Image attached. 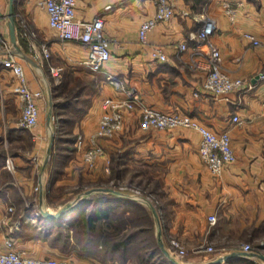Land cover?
<instances>
[{
	"label": "crops",
	"instance_id": "1",
	"mask_svg": "<svg viewBox=\"0 0 264 264\" xmlns=\"http://www.w3.org/2000/svg\"><path fill=\"white\" fill-rule=\"evenodd\" d=\"M10 1L0 0V26L11 41ZM240 1L238 17L231 21L220 8L221 0H171L173 16L158 22L148 41L141 43L138 26L154 14V0H76L77 16L101 14L104 33L110 38L111 57L103 71L93 72L78 64L85 46L55 35L37 0H12L13 50L21 54L19 60L29 87L40 90L41 96L36 100L39 115L33 130L23 128L0 135V160L10 159L13 176V180L0 181V247L10 237L17 248L30 255L66 256L71 264H142L135 250L100 256L78 246L63 250L43 237L44 222L55 219L46 217L44 211L55 213L68 206L63 214L67 215L82 201L83 194L97 192L94 178L107 177L110 162L117 157L118 170H123L127 158L148 166L160 177L164 202L158 231L164 253L184 264H204L227 254L231 255L218 264H264L254 254L257 248L264 251V78L259 77L264 71V0ZM108 3L112 6L106 9ZM204 18L216 24L210 38L221 52L222 67L243 80L239 89L214 95L202 85L207 73L205 57L197 56V67L189 64L198 45L192 33ZM246 31L260 43L253 45L243 36ZM183 40L188 48L180 51L178 43ZM155 44L164 48L166 60L151 57ZM41 45L48 47L49 57H40ZM49 65L62 67L58 77ZM107 74L121 77L147 105L188 115L216 133L229 130L234 161L220 174H213L200 158L201 134L197 130L183 126L143 130L139 127L140 110L135 107L125 110L123 126L113 137L100 138L103 155L96 165L82 169L83 149L76 147V135L93 132L102 100L118 94L107 81ZM13 83L12 73L0 64V102L6 100L9 107L14 100L20 113ZM54 112L59 113L63 132L71 137L51 132L50 115ZM234 114L240 123L233 122ZM10 128L16 127L11 124ZM82 178L90 183L77 190ZM73 189L74 196L70 194ZM211 213L217 217L212 225L208 221ZM169 236L183 243L188 250L186 259L169 253ZM203 239L217 251L196 250ZM246 240L257 248L248 253L236 249L240 244H234Z\"/></svg>",
	"mask_w": 264,
	"mask_h": 264
},
{
	"label": "built area",
	"instance_id": "2",
	"mask_svg": "<svg viewBox=\"0 0 264 264\" xmlns=\"http://www.w3.org/2000/svg\"><path fill=\"white\" fill-rule=\"evenodd\" d=\"M155 11L150 17L143 19L138 26V40L141 43L148 41L149 33L158 22L169 20L174 13L171 0H154ZM240 0H221L220 8L227 17L234 21L238 17ZM37 6L45 15L48 26L54 34L61 39L79 41L85 46V54L79 59L78 64L87 67L93 72L103 71L106 62L111 57L109 47L110 38L104 33V18L101 14L89 18L78 17L76 14V0H37ZM112 4H106L108 9ZM187 14V12H183ZM3 13L0 10V19ZM214 20L204 18L200 20L192 36L197 39L195 46L189 57V64L192 67L200 65L197 59L202 55L206 59L207 73L202 82L203 87L214 95H221L231 90L239 89L243 85L240 77L232 76L221 65V52L217 45L211 40V35L215 31ZM253 45L260 43V40L250 32H243ZM180 51L188 48L186 41L178 43ZM50 52L46 45H41L40 57H49ZM150 55L154 59L164 61L167 54L161 45L151 46ZM0 64L8 69L14 78L12 86L13 92L18 96L21 106V115L17 126L33 130L38 123L39 109L37 98L41 96L40 90L29 87L27 76L18 54L13 50L11 41L5 36L0 26ZM51 72L58 77L62 67L49 65ZM259 77L264 78V71L259 73ZM106 79L117 95L107 96L102 100L101 112L98 116L95 130L87 135L78 133L75 139L77 148L83 149V161L90 169L93 168L99 157L103 155V146L100 138L113 137L123 126L125 110L138 107L140 110L139 127L143 130L152 128H172L190 127L201 134L198 145V152L201 160L213 174H220L222 170L235 159L233 148L230 142L229 130L216 133L208 126L198 122L197 119L188 115L176 112H166L156 109L142 102L138 93L128 88L121 77L107 74ZM235 123H240L241 119L237 114L232 115ZM6 162L10 164V159ZM108 170V167H105ZM12 207H9L11 209ZM38 216L39 212H35ZM216 214L208 215L210 225L215 224ZM170 244L177 251L178 256H182L184 249L177 239L171 238ZM236 249L244 252H251L250 243L237 246ZM199 251H212V245L199 243L196 246ZM0 264H71L66 256H33L24 249L17 248L10 237L4 239L3 246L0 247Z\"/></svg>",
	"mask_w": 264,
	"mask_h": 264
},
{
	"label": "trees",
	"instance_id": "3",
	"mask_svg": "<svg viewBox=\"0 0 264 264\" xmlns=\"http://www.w3.org/2000/svg\"><path fill=\"white\" fill-rule=\"evenodd\" d=\"M135 198L123 192L101 190L83 196L79 204L73 205L67 215L44 222L45 230L43 237L58 245L63 250L77 248L86 252H99L100 256L115 251L127 253L134 248H128L137 236L146 231L145 227L135 226L129 232L126 223V215L135 212H143L145 220H149L151 214ZM141 213L139 218H141ZM142 217V218H143ZM54 228V230H51ZM135 249L137 257L142 264H175L172 256L164 253L158 246L146 250ZM145 248V249H143ZM174 259V258H173Z\"/></svg>",
	"mask_w": 264,
	"mask_h": 264
},
{
	"label": "rangeland",
	"instance_id": "4",
	"mask_svg": "<svg viewBox=\"0 0 264 264\" xmlns=\"http://www.w3.org/2000/svg\"><path fill=\"white\" fill-rule=\"evenodd\" d=\"M18 56L20 57L21 54L18 53ZM13 86V85H12ZM13 91V90H12ZM11 91V92H12ZM14 93V92H12ZM10 106H7L6 100L4 102H0V135L3 134H10L14 130H21L22 127L17 126L19 118L21 113H19L17 109V105L14 102V100H10ZM21 108V106H20ZM19 113V114H18ZM58 112L51 113L50 115V121L52 122V126L50 127L51 132L54 135H61L63 137H71L70 133L63 132V127H60V121ZM9 115V116H8ZM11 124H14L16 128H10ZM66 127H64L65 129ZM26 130V129H24ZM1 150V149H0ZM117 157L113 158L111 160L108 170L107 177H96L93 180V185L95 186L94 190L101 191L100 188H110L113 190H118L120 192L126 193L130 195L131 197L137 199L144 207L147 213L151 214L149 217V220H145L143 217V212H135L132 215H126V223L128 224V229L126 232L132 230L135 228V226H143L145 227L146 231L141 232L136 238V240L132 241V244H129L128 248H134L133 250L140 249L142 250L141 245H145L147 248L146 250L156 248V241L158 246L160 247V242L163 240L160 238L159 229L161 231L162 227V221H163V214H162V203L164 202V193L161 188V180L160 177L156 174H152L149 170L148 166H143L139 163H135L131 160H128L127 158L124 160V168L123 170H118L115 166V163L117 162ZM121 161V160H120ZM113 162V164H112ZM86 164H83V168H86ZM10 170V171H9ZM11 173V164H8L6 162V157L0 160V181L6 182L13 180ZM90 183L87 179L82 178L78 182V188L77 190L84 189L85 185ZM74 191L76 189H73V192L70 193L72 196H74ZM111 191V190H110ZM91 192V191H90ZM96 192V191H95ZM86 196L85 194H83ZM71 196V195H70ZM71 196V197H72ZM141 213V218H139V214ZM175 238L179 241L180 246L184 249V253L182 256L177 255V251L174 249V247L170 244V239ZM205 245H212L208 242L207 239H203L202 242ZM244 243H250L252 246V243L249 240H246L242 243H236L234 246L241 245ZM168 244V250L171 255L176 257L179 260H184L188 256V250L185 248L183 243L175 236H169L167 239ZM233 246V247H234ZM213 250L207 251L210 253L216 252L217 249L212 245ZM257 248V247H254ZM253 246L251 249V252L254 250ZM145 249V248H143ZM135 250V251H136ZM257 252L256 256L260 257L262 261L264 262V259L260 256V254L264 255V251H260V249H255ZM131 252V250H129ZM128 253V251H127Z\"/></svg>",
	"mask_w": 264,
	"mask_h": 264
},
{
	"label": "water",
	"instance_id": "5",
	"mask_svg": "<svg viewBox=\"0 0 264 264\" xmlns=\"http://www.w3.org/2000/svg\"><path fill=\"white\" fill-rule=\"evenodd\" d=\"M8 15L10 17V23H9V33H10V38H11V41L12 42H15L16 41V35H15V26H14V16H13V10H12V0L10 1V7H9V12H8ZM15 52H17L15 50ZM22 55L26 58H29L27 55H25L24 53H22ZM101 190H111V191H114V192H117L119 193L120 191L118 190H113V189H110V188H100ZM68 210V206H64L62 207L61 209H59L57 212L55 213H52V212H49V211H44V214L46 217H50V218H58L60 216H62L66 211ZM244 252V251H242ZM248 253V252H246ZM254 254H257V253H254ZM231 254H227L225 255L224 257H218L216 259H213V260H210L204 264H218L220 263L223 259H226L230 256ZM260 256L264 259V255L260 254ZM172 261L175 263V264H184L176 259H173L172 258Z\"/></svg>",
	"mask_w": 264,
	"mask_h": 264
}]
</instances>
